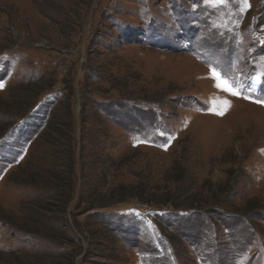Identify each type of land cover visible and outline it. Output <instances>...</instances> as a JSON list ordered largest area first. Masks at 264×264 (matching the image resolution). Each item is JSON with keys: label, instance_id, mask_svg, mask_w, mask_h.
Listing matches in <instances>:
<instances>
[{"label": "rangeland", "instance_id": "obj_1", "mask_svg": "<svg viewBox=\"0 0 264 264\" xmlns=\"http://www.w3.org/2000/svg\"><path fill=\"white\" fill-rule=\"evenodd\" d=\"M248 3L0 0V264H264Z\"/></svg>", "mask_w": 264, "mask_h": 264}, {"label": "snow or ice", "instance_id": "obj_2", "mask_svg": "<svg viewBox=\"0 0 264 264\" xmlns=\"http://www.w3.org/2000/svg\"><path fill=\"white\" fill-rule=\"evenodd\" d=\"M205 4L211 7H220V6H227V4L231 3L232 0H204ZM240 2L245 6V7H250L248 0H240ZM214 75H216L214 73ZM217 79H220V77L217 75ZM217 87L221 88L223 91L229 92L231 95H241L240 91L238 88L233 87L230 85L227 81H225L223 84L218 83L216 85ZM2 87V85H0ZM248 98V97H244ZM258 103H264V101H256ZM224 103L228 106H230V103L228 101H224Z\"/></svg>", "mask_w": 264, "mask_h": 264}, {"label": "trees", "instance_id": "obj_3", "mask_svg": "<svg viewBox=\"0 0 264 264\" xmlns=\"http://www.w3.org/2000/svg\"><path fill=\"white\" fill-rule=\"evenodd\" d=\"M117 100H119V99H117ZM81 109H82V106H81ZM52 113H53V106H50L49 105V107L48 108H46V110H45V112H44V114H45V116H46V121L44 122V123H42L43 124V127L41 128V130L43 131L44 129H46V127L49 125V122H50V119H51V117H52ZM79 127L81 128V124H82V117H80L79 118ZM42 124L40 123L38 126H37V128H36V130L31 134V137H34L33 139H37V138H39V136H40V126H42ZM15 124H12L11 125V127H13ZM52 127H54V126H52ZM41 131V132H42ZM39 133V134H38ZM36 136V137H35ZM49 139L50 140H48L51 144L53 143L52 142V140L54 141V137L52 136V135H50L49 136ZM32 145H34V142L32 143ZM32 145H30V146H32ZM52 174H53V178L55 179V181L58 183V185H60L61 184V186H64V182H65V179H64V177H63V175H62V173H57L56 172V170H53L52 171ZM37 182V181H36ZM35 185H36V183H35ZM198 209V208H197Z\"/></svg>", "mask_w": 264, "mask_h": 264}]
</instances>
